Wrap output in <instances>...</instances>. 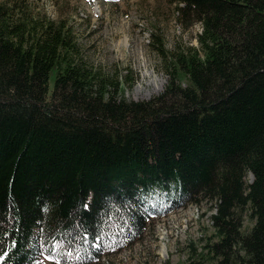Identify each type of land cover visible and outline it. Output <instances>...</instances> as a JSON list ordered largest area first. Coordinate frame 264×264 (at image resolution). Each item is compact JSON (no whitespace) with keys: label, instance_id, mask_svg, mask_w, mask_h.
<instances>
[{"label":"trees","instance_id":"trees-1","mask_svg":"<svg viewBox=\"0 0 264 264\" xmlns=\"http://www.w3.org/2000/svg\"><path fill=\"white\" fill-rule=\"evenodd\" d=\"M172 2L199 49L154 35L168 80L146 101L65 19L0 5V264L99 261L198 200L212 240L187 264H264V0Z\"/></svg>","mask_w":264,"mask_h":264},{"label":"rangeland","instance_id":"rangeland-1","mask_svg":"<svg viewBox=\"0 0 264 264\" xmlns=\"http://www.w3.org/2000/svg\"><path fill=\"white\" fill-rule=\"evenodd\" d=\"M1 4L33 18L65 19L83 59L105 74L124 76L128 85L123 95L134 101L159 94L168 80V59L157 49L154 35L161 36L169 51L199 49L200 23L184 26L172 0H0ZM213 212L210 201H182L153 216L136 242L89 264H187L191 250L199 251L212 240ZM38 264L57 263L43 255Z\"/></svg>","mask_w":264,"mask_h":264},{"label":"bare ground","instance_id":"bare-ground-1","mask_svg":"<svg viewBox=\"0 0 264 264\" xmlns=\"http://www.w3.org/2000/svg\"><path fill=\"white\" fill-rule=\"evenodd\" d=\"M249 177L251 178V175H249Z\"/></svg>","mask_w":264,"mask_h":264},{"label":"water","instance_id":"water-1","mask_svg":"<svg viewBox=\"0 0 264 264\" xmlns=\"http://www.w3.org/2000/svg\"><path fill=\"white\" fill-rule=\"evenodd\" d=\"M251 179H252V174H251Z\"/></svg>","mask_w":264,"mask_h":264},{"label":"snow or ice","instance_id":"snow-or-ice-1","mask_svg":"<svg viewBox=\"0 0 264 264\" xmlns=\"http://www.w3.org/2000/svg\"><path fill=\"white\" fill-rule=\"evenodd\" d=\"M50 259L52 258V257H49Z\"/></svg>","mask_w":264,"mask_h":264}]
</instances>
